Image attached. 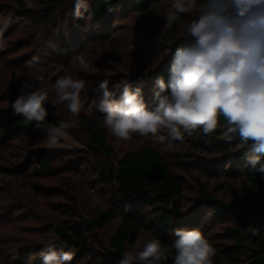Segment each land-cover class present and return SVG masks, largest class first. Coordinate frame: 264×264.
<instances>
[{"label":"rangeland","instance_id":"1","mask_svg":"<svg viewBox=\"0 0 264 264\" xmlns=\"http://www.w3.org/2000/svg\"><path fill=\"white\" fill-rule=\"evenodd\" d=\"M47 1L0 0V28L8 25L3 33L4 46L0 48V264H43L40 253L54 241L53 236L41 234L43 224L59 216L88 220L97 211L110 207L115 186L103 180L97 162L114 163L141 146L155 147L164 154L183 185L176 202L180 205L179 211L187 214L182 217L184 224L179 223L177 229L200 230L216 249L231 244L224 232L233 225L234 216L216 217L206 207H197L188 213L196 205V178L225 202H233L241 195V179L227 173L229 165L220 172L210 170L205 163L191 165L193 155L199 154L191 148V143L195 132H202L201 129L194 130L191 135L185 133L183 140L165 139L163 142L151 135H134L130 140H121L109 130L115 150L114 157L109 158L89 145L88 135L81 126L82 118L104 121L105 114L86 103L79 115L73 116L66 103L57 102L54 91L59 77L72 75L74 79L85 81L82 98L98 96V85L105 79L109 89L117 91L118 96L122 87V81L116 79L119 75L127 81L128 75L140 74L157 57L169 53L171 44L164 45L169 35H176L184 42L188 39L185 29L200 12L201 0H195L194 6L185 12L172 7L174 0H160L164 9L159 15L165 22L163 19L145 21L134 7L136 0H119L115 13L103 18L89 13L96 0H86L80 19L73 17L74 0H53L45 4ZM185 4L187 6V0ZM53 11L55 15L48 25L39 23ZM169 12L176 13V22L171 28L166 27ZM80 55L89 62L87 69L78 66L76 57ZM33 56L41 57L38 70L28 67ZM38 76L43 79H37ZM29 81L32 86L23 88ZM14 83L26 93L37 89L48 92L44 107L49 111L44 124L70 125L58 145H48L46 127L38 128L35 121L33 131L13 128V119L24 118L13 111L12 104L20 95ZM145 88L143 84L140 89ZM156 104L157 100L146 106L151 109ZM224 127L228 125H220L217 129ZM216 134L215 131L213 136ZM30 158H33L32 166H29ZM39 158L51 161L50 177L33 174V164ZM152 206L145 207L139 214L151 219L155 212ZM119 222L117 219L101 230H90L98 256ZM174 231L170 234L176 239ZM150 238H155L154 234L144 232L129 251L138 253ZM95 254L78 251L65 264H90Z\"/></svg>","mask_w":264,"mask_h":264},{"label":"clouds","instance_id":"2","mask_svg":"<svg viewBox=\"0 0 264 264\" xmlns=\"http://www.w3.org/2000/svg\"><path fill=\"white\" fill-rule=\"evenodd\" d=\"M194 2L187 0L186 6L185 0H174L172 7L185 12ZM82 8H86V0H74V18L83 17ZM175 19L176 13L169 12L166 27L171 28ZM7 26L0 28V48ZM185 36L188 39L176 49L167 83L163 77L155 81L154 108L146 106L142 89H133L127 81L121 82L119 99L106 79L98 85V96L82 98L85 81L72 75L55 81L57 102L66 103L73 116H78L86 103L104 113L106 128L121 140L134 135H151L160 142L183 140L185 133L191 135L198 128L210 136L220 126L222 116L228 124L227 133H238L245 144L253 142L248 161L264 174V0H207L198 17L188 23ZM76 59L81 69L90 66L83 55ZM40 63L41 57L33 56L28 67L38 70ZM31 86L29 81L23 88ZM47 100L48 92L43 89L21 92L12 107L15 114L35 121L38 128L46 127L51 147L67 135L70 125L44 124ZM248 230L253 236L258 234L256 228ZM174 236L173 264H213L216 248L200 230L176 229ZM40 255L43 264H65L73 259L71 251L58 249L54 241ZM167 255L161 242L150 238L138 253L125 252L119 264H157Z\"/></svg>","mask_w":264,"mask_h":264},{"label":"trees","instance_id":"3","mask_svg":"<svg viewBox=\"0 0 264 264\" xmlns=\"http://www.w3.org/2000/svg\"><path fill=\"white\" fill-rule=\"evenodd\" d=\"M52 1L49 0L45 4ZM118 1L96 0L89 13L102 18L108 17L115 13L120 3ZM206 2L207 0H201L202 5ZM134 7L145 21H161L164 18L159 15L164 9L160 0H136ZM54 15L55 11L45 15L39 23L48 25ZM198 15L199 12L193 19ZM163 20L165 22V19ZM175 22L176 19L172 25ZM169 36L168 42L164 43L171 44L169 53L157 57L154 60L156 62L149 64L140 74L132 73L127 76V81L133 89L141 88L145 84L146 88L142 89V95L146 105L151 106L156 101L153 95L155 81L158 77H163L167 83L176 49L185 43L178 40L176 35ZM122 77L119 75L117 81H126V78ZM13 85L17 93L25 92L20 85L16 83ZM45 108L48 112L49 109ZM47 123L51 121L47 120ZM219 123L223 126L228 125L222 116ZM12 125L18 131L35 130L34 122L24 118L13 119ZM81 126L85 128L90 146L109 158L114 157V145L104 121L92 122L88 117H84L81 119ZM227 128L217 129L216 136L213 134L205 136L203 132H195L191 148L199 151V154L193 155L191 165L205 163L209 165L210 170L219 172L225 171L224 167L229 165L227 173L241 179V195L233 202H225L209 191L200 178H196L198 184L196 205L188 213L197 207H206L216 217L234 216L233 225L227 227L224 232L225 238L230 240L231 244L216 249V254L212 258L213 264H264V174L253 169L248 161V157L253 154V142L243 143L238 133H227ZM32 160L33 158H30L29 162ZM261 162L264 163V157ZM97 165L103 180L115 186L114 193L110 196L112 205L97 211L88 220L80 221L63 216L54 218L43 224L41 234L53 236L58 249L71 251L73 255L78 251L96 252L90 264H119L125 252L138 242L141 235L151 231L168 252L167 259H162L157 264H173L175 250L172 243L175 239L171 238L170 233L177 229L179 223L184 224L182 217L187 213L179 211L180 205L176 201L183 192V185L173 173L167 157L155 147L141 146L136 152L126 154L114 163L104 164L98 161ZM29 166H32V163ZM32 172L38 177H50L51 161L39 158L33 164ZM149 205H153L152 209L155 211L151 219L139 214ZM117 219H120L119 224L110 236L104 251L98 256V251L93 246L94 234L90 230H101ZM249 227L258 229V234L253 236L248 230Z\"/></svg>","mask_w":264,"mask_h":264}]
</instances>
